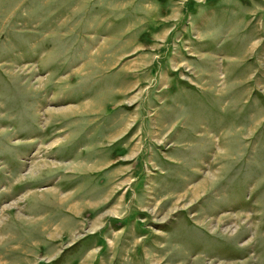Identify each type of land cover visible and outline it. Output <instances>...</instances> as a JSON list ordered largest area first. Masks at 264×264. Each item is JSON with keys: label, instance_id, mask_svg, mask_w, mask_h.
Segmentation results:
<instances>
[{"label": "rangeland", "instance_id": "1", "mask_svg": "<svg viewBox=\"0 0 264 264\" xmlns=\"http://www.w3.org/2000/svg\"><path fill=\"white\" fill-rule=\"evenodd\" d=\"M0 264H264V0H0Z\"/></svg>", "mask_w": 264, "mask_h": 264}, {"label": "bare ground", "instance_id": "2", "mask_svg": "<svg viewBox=\"0 0 264 264\" xmlns=\"http://www.w3.org/2000/svg\"><path fill=\"white\" fill-rule=\"evenodd\" d=\"M41 163V162H40ZM38 167V166H37ZM39 169V168H38ZM37 170V169H36ZM39 171V170H38Z\"/></svg>", "mask_w": 264, "mask_h": 264}]
</instances>
